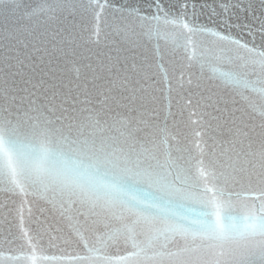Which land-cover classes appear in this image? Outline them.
<instances>
[{
    "label": "water",
    "instance_id": "95a60500",
    "mask_svg": "<svg viewBox=\"0 0 264 264\" xmlns=\"http://www.w3.org/2000/svg\"><path fill=\"white\" fill-rule=\"evenodd\" d=\"M40 3L15 0V11L0 15V104L6 110L42 106L66 130L70 125L73 136L83 131L98 141L116 137L122 147L143 146L161 161L166 149L172 157L181 149L195 158L194 168L202 151L205 161L213 152L223 161L221 153L246 149L249 138L258 145L264 134V105L258 94L225 86L214 74L234 71L235 64L213 57H206L203 66L189 64L185 50L174 48L171 32L163 26L167 39L141 36L132 44L112 25L131 9L137 10L138 22L139 16L151 17L158 8L163 16L186 6L192 22L235 37L259 53L264 51L256 18H264L261 0H98L91 6L85 0L84 7L95 8L98 18L91 12L29 15ZM195 39L219 56L210 33ZM229 47L234 59L249 55L236 45ZM159 128L166 129V144ZM244 195L259 197L256 176L250 188L245 183ZM58 208L33 190L0 185V264H107L121 258L126 264H186L197 259L151 252L145 257L130 243L105 247L99 240L102 224L85 222L75 212L62 214Z\"/></svg>",
    "mask_w": 264,
    "mask_h": 264
},
{
    "label": "snow or ice",
    "instance_id": "6c2138e0",
    "mask_svg": "<svg viewBox=\"0 0 264 264\" xmlns=\"http://www.w3.org/2000/svg\"><path fill=\"white\" fill-rule=\"evenodd\" d=\"M96 2L87 0L89 6ZM14 3L0 0V15L14 12ZM84 3L41 0L29 15L79 12L83 16L91 12L98 18L96 9L85 8ZM161 11L158 8L151 17L139 16L137 22V10L131 9L114 22V32L135 44L141 36L151 39L164 35L167 39L163 26L170 30L174 48L185 50L189 64L203 66L206 57L235 64L234 71L214 74L225 86L257 93L264 105V51L257 53L235 37L192 22L186 6L178 14L164 12L161 16ZM256 18L264 33V18ZM204 33L214 37L213 45L220 49L218 57L213 47L205 48L195 39ZM229 45L249 55L234 59ZM159 133L164 137L161 143L166 144V129L159 128ZM176 151L180 154L172 157L166 149V158L161 161L143 146L140 150L131 145L122 147L116 137L98 141L83 131L73 136L70 125L66 130L62 121L51 119L42 106L18 107L13 112L0 104V185L22 192L33 190L54 207L58 204L62 214L75 212L84 216L85 222L93 219L102 224L105 231L99 240L105 247L130 243L145 257L149 252L154 256L197 257L186 264H264V134L258 145L249 138L246 149L233 148L232 155L221 153L226 156L223 161L214 152L205 161L202 151L195 168L194 157L184 155L181 149ZM254 176L259 179V197L244 195L245 183L250 188ZM172 246L177 251H170ZM107 264H126V259L108 260Z\"/></svg>",
    "mask_w": 264,
    "mask_h": 264
}]
</instances>
